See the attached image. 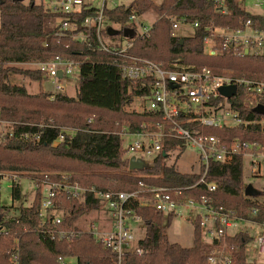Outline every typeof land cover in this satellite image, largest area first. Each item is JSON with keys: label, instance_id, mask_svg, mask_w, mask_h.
Returning a JSON list of instances; mask_svg holds the SVG:
<instances>
[{"label": "trees", "instance_id": "obj_1", "mask_svg": "<svg viewBox=\"0 0 264 264\" xmlns=\"http://www.w3.org/2000/svg\"><path fill=\"white\" fill-rule=\"evenodd\" d=\"M26 1L25 4V1L0 0V123L8 125L7 133L0 135V174L11 179L12 201L21 199L20 184L14 177L30 179L39 185L47 178L57 181L58 173L69 172L70 182L102 191L132 193L139 189L140 183L187 188L183 197L210 196L216 206L236 210L243 220L264 223V206L244 196L241 157H233L226 163L211 162L205 183L196 185L201 174H182L175 167L185 150L183 143L165 140L164 153L159 154L150 167L130 170V159L126 157L119 135L122 127L136 133L148 122H162L160 116L151 113L125 110L134 99L149 94L148 84L122 79L117 65L120 59L98 51L94 37L90 46L68 38L58 43L53 26L58 15L50 13L41 3ZM224 2L225 14L209 0H163L158 7L150 0H135L129 6L106 9L105 15L109 22L119 26L116 37L132 43L128 51L132 56L163 67L179 59L183 64L207 67L216 75L260 80L264 75V55L238 57L226 50L211 56L204 50V41L214 28L234 29L250 21L252 26L264 29V18L247 12L240 1ZM152 10L159 18L152 23L147 36L138 34L134 24H127L131 15L140 16ZM88 14L90 11L82 13L78 20ZM171 18L197 24L193 35L171 37ZM125 31L133 35L124 36ZM55 56L79 63L75 98L58 95L54 101H49L48 92L31 95L24 87L9 83L10 77L15 75L31 81L45 80L39 71L24 70L16 65L37 63ZM246 97V92L238 88L237 97L229 102L241 118L260 120L262 114L245 102ZM260 103L264 106V95ZM63 127L72 128L74 135H66ZM208 133L224 142L238 139L264 146V130L256 125L209 130ZM25 135L28 139H24ZM60 136L63 140L54 145ZM169 151H176L172 161ZM209 183L216 186L212 194L206 189L205 184ZM60 205L68 211L62 228L73 231L72 237L66 240L52 238L50 223L41 222L38 193L30 206L20 207L18 214L10 219L5 220L10 208L0 205V226L9 232L7 236L0 233V264H12L6 252L15 236L19 239L20 264H60L58 258L74 259L76 264H116L112 251L104 249L91 233L75 226L85 214L100 209V201L86 193L82 201L64 198ZM126 208L140 218L145 232L137 244L142 253L124 254L121 264H208L206 257L211 247L202 241L198 219L192 222V245L185 248L170 243L165 234L175 214L165 215L141 206L138 200H129ZM250 240V236L241 232L226 239L229 246L236 248L232 264H255L246 258V245Z\"/></svg>", "mask_w": 264, "mask_h": 264}, {"label": "built area", "instance_id": "obj_2", "mask_svg": "<svg viewBox=\"0 0 264 264\" xmlns=\"http://www.w3.org/2000/svg\"><path fill=\"white\" fill-rule=\"evenodd\" d=\"M96 1L95 4L84 0H50L52 9L49 12L58 15L54 26V35L59 40L58 43L60 39L68 38L78 44L90 46V40L94 37L98 51L112 54L120 59L117 65L122 79L148 84L149 94L139 97L147 101V107L141 108L140 112L135 109H131V111L160 116L162 122H148L136 133H130L127 127H122L119 135L123 143L129 141L125 147L126 154L133 155L132 159L142 164H144V159L150 160V165L146 166L150 167L154 159L164 153L165 140L180 141L185 148L190 146L198 153V171L190 173L201 174V179L196 185L205 183L204 177L211 162L226 163L233 157H241L243 168L246 163L250 176L259 178L262 168H264L263 145L256 141L248 142L238 139L224 142L208 131L254 125L264 130V113L260 120H245L240 117L238 111L229 102V99L237 97L238 88H241L246 92L245 102L249 106L254 108L263 106L260 100L264 95V75L260 80L228 75L220 76L214 74L207 67L183 64L179 59L172 60L167 67H163L151 60L132 56L128 52L132 43L125 39V42L122 43L120 37L110 36L107 33V30L113 29L112 25L116 26V24L108 21L105 10L118 5L114 4L110 7L107 5V0ZM209 1H214L222 14L226 13L224 0ZM238 1L246 2V0ZM250 1L256 8H264V0ZM86 11H90V14L83 20H78V16ZM258 15L264 18V12ZM134 20L135 15H131L127 24L135 25ZM170 20V36L176 37L175 30L178 29V26L180 24L187 25V23L182 18H171ZM192 27L195 29L197 24H192ZM150 28L151 25L146 26L138 34L147 36ZM215 29L204 41V48H208L205 51L207 54L219 55L223 51L230 50L233 55L238 57L264 55V29L252 26L250 21L234 29L223 28L221 32L217 33L214 32ZM103 36L108 38L107 43ZM115 38L120 41H113ZM78 68V62L59 56L36 63V70L51 86L52 90L48 95L49 101H54L58 95H64V83L73 80L74 71ZM59 74L61 77L58 76ZM230 86L236 87L235 95L223 96L220 89ZM74 133V131L72 133L65 132L68 136H72ZM38 138V136L34 137L36 140ZM24 139H28V136L25 135ZM62 140L63 136H60L54 145ZM175 154L176 151L168 152L170 158H173ZM67 177V175L59 176V183H57L58 180L50 181L47 178L39 185L35 184V191L40 195L39 216L42 223H50L52 230L49 233L52 238L66 240L73 235V231L62 228L64 218L54 215L60 202L64 198L82 201L86 193L92 194L101 203L107 225L106 227L101 226L99 233H87H91L104 249L112 251L116 255V264H121L124 254L142 253L138 246L135 251L130 250L131 242L134 240L131 225L141 220L126 208V203L129 200H138L141 206L151 207L165 215H177L180 210H186L189 214L188 220L198 219L204 236L208 238L209 244L207 245L211 249L206 257L207 263L232 264L236 248L233 245L229 246L226 239L232 237L229 230L235 224L245 222V220L238 218L235 211L231 209L216 206L210 196L183 197L187 188L155 187L143 183H140L139 189L132 193L102 191L93 187L78 188L77 184H72ZM4 179L9 180V177H3L0 174V182ZM14 180L16 181L15 178ZM205 185L208 193L212 194L216 191L214 184ZM41 186L47 188L45 195L41 193ZM255 213L254 210L253 214ZM248 223L251 225V229L255 228L260 232L249 241L246 250L249 246L251 252L263 254L264 223ZM90 228L94 229L95 226ZM0 233L5 236L9 235L8 230L1 226ZM6 254L12 264H20L18 237H13L12 246ZM57 261L60 264H76L74 259L68 258H58ZM248 261L252 262L253 259Z\"/></svg>", "mask_w": 264, "mask_h": 264}, {"label": "rangeland", "instance_id": "obj_3", "mask_svg": "<svg viewBox=\"0 0 264 264\" xmlns=\"http://www.w3.org/2000/svg\"><path fill=\"white\" fill-rule=\"evenodd\" d=\"M36 4H42L44 5L45 9L48 11L52 9V5L50 0H34ZM85 2H94L95 4L97 1L95 0H84ZM135 0H107V5L112 7L114 4L121 6H129L132 4V2ZM155 6H160V4L163 2V0H150ZM25 4L28 3V1L25 0ZM244 9L252 14L257 13H263L264 8H256L253 6L250 0H246L244 3ZM159 16H157V13L155 11H148L144 13L143 15H135V20L133 21L137 27V30L139 33L142 32L143 28L146 26H150L155 20H157ZM56 23V22H55ZM55 23L53 26H55ZM113 30L117 31L119 29L118 25H112ZM223 29H215V33L221 32ZM194 33V30L191 26L180 24L178 26V29L175 30V35L177 37H191ZM103 39L107 43L108 38L103 36ZM121 40V41H120ZM118 39L115 38L113 41H120L122 43L125 42L124 39ZM205 51L208 50L207 47L204 48ZM16 67L24 69V70H36V63H28V64H22V65H16ZM77 77H78V70L74 71V74L72 76L73 80H70L69 82H65V93L64 95L70 98H75L77 93ZM9 83L17 86H22L26 89L28 94L35 95L40 92H50L51 86L47 83L46 80H42L41 82L38 81H31L28 78H24L22 76H12L9 79ZM148 105L147 101L141 98H136L132 104L127 106L125 108L126 111L130 112L131 109H135L138 112L141 111V108H146ZM63 131L72 133L73 129L70 127H63ZM8 131V125L0 123V135L4 136ZM125 142V141H124ZM129 142V141H128ZM123 143V148L125 149L127 143ZM127 158H133V155L126 154ZM170 161L173 159L170 158ZM145 166L150 165V160L144 159ZM176 169L178 172L182 174H190V173H196L199 168V160H198V153L195 149L191 148L190 146H187L183 153L181 154V157L176 163ZM58 176H65L67 175V178H70L69 172H63L58 173ZM20 184V193H21V199L19 201H12L10 196V190H11V179H4L0 182V205L3 207L10 208L9 212L5 216L6 219H10L13 216H16L18 214L20 207H28L33 202L36 191H35V183L30 179H19L18 177H14ZM71 179V178H70ZM60 178H58L57 183H59ZM243 180L245 186H250L255 194L262 193L263 195H256V196H249L251 200L257 201L259 204H262L264 206V168H262L261 174L259 178H252L249 174L248 167L246 166V163L244 164V171H243ZM72 184H75V181L71 180ZM77 184V183H76ZM78 188H89V187H83L81 185H78ZM47 188L41 186V193L43 195L46 194ZM235 211L236 216L238 218H241L236 210L231 209ZM68 214V211L66 212L65 208H63L62 205H59L57 210L55 211V216L59 218H64ZM105 214L103 213V209H98L96 211L89 212L85 214L83 217L78 219L75 223V226L79 228L82 231L85 232H93V233H99L101 231V226L106 227L107 223L105 220ZM189 214L186 210H180L177 215L173 218L170 226L165 230V234L167 237V240L170 243L178 244L182 247L188 248L192 245V238H193V221L188 220ZM95 226L94 229H91V226ZM251 225L248 222H241L235 224V226L229 230V234L231 236H235L236 234L246 233L248 236H250L251 239H253V236L258 234L260 231L258 229L250 227ZM132 229V235L134 237V240L131 242V248L132 251H135L137 249L138 241L142 240L144 238V225L141 221L133 223L131 225ZM202 241L204 244H209L208 238L204 236L202 232ZM246 258L247 261L253 259L252 262L255 264H264V253L258 254L257 252H251L250 247L248 246L246 250ZM249 262V261H248Z\"/></svg>", "mask_w": 264, "mask_h": 264}, {"label": "water", "instance_id": "obj_4", "mask_svg": "<svg viewBox=\"0 0 264 264\" xmlns=\"http://www.w3.org/2000/svg\"><path fill=\"white\" fill-rule=\"evenodd\" d=\"M14 2H23L25 0H12ZM107 33L108 35L110 36H115L117 35V31L109 28L107 30ZM126 35H129L130 37L133 35V33L131 31H125L124 32V36ZM59 77H61V74L58 75ZM235 92H236V87L235 86H230V87H224V88H221L220 89V93L225 96V97H231V96H234L235 95ZM255 112L256 113H259V114H262L264 113V107L263 106H257L255 108ZM134 168H146L145 165H143L141 162H135L133 159H130L129 160V169L130 170H133ZM256 195H259V193L255 194V192L253 191V189L250 187V186H246L245 187V191H244V196L245 197H253V196H256Z\"/></svg>", "mask_w": 264, "mask_h": 264}, {"label": "crops", "instance_id": "obj_5", "mask_svg": "<svg viewBox=\"0 0 264 264\" xmlns=\"http://www.w3.org/2000/svg\"><path fill=\"white\" fill-rule=\"evenodd\" d=\"M243 5H244V3L243 2H241ZM252 14V13H251ZM259 13H257V14H253V15H257V16H259L258 15ZM152 25V24H151ZM187 25H189V26H191L192 27V24H189V23H187ZM193 28V27H192ZM221 29H223V28H221ZM193 30H194V28H193ZM244 169V168H243ZM250 198V197H249Z\"/></svg>", "mask_w": 264, "mask_h": 264}]
</instances>
